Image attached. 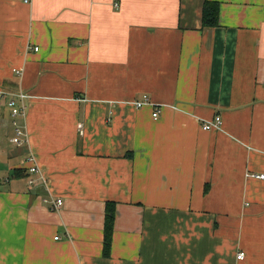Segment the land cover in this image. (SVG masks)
<instances>
[{"label":"crops","instance_id":"crops-1","mask_svg":"<svg viewBox=\"0 0 264 264\" xmlns=\"http://www.w3.org/2000/svg\"><path fill=\"white\" fill-rule=\"evenodd\" d=\"M205 1L0 0V264H264V0Z\"/></svg>","mask_w":264,"mask_h":264},{"label":"built area","instance_id":"built-area-1","mask_svg":"<svg viewBox=\"0 0 264 264\" xmlns=\"http://www.w3.org/2000/svg\"><path fill=\"white\" fill-rule=\"evenodd\" d=\"M27 2V0H26ZM36 51H38V48H35ZM20 71H17L16 74H20ZM5 97V92L0 91V107L2 106L3 100ZM28 96L21 93L18 95V99H21L22 101L20 103H17V99H10L8 100L6 103V106L8 107V109L11 111V115L13 117V126H14V135L13 138L11 139V143L14 144L17 147H22L23 145H25L26 143L28 144L29 142V138H28V132H27V128H26V124L23 122H20L19 120H24L26 121V110L27 107L24 104V99H26ZM146 104H152L155 105L154 103H151L148 96H146L144 98L143 101L140 102H136V107L138 108H142L144 107ZM160 116V110L155 109L154 113H153V117L154 118H158ZM222 125V118L220 116H216L214 118V120L212 121H208V122H204L202 124V129L210 131L213 129H220ZM80 129L82 132V126L80 125ZM27 162L31 164V166L28 168V171L30 174H35V173H39L40 169L37 166L36 162H35V158L34 156H30L27 159ZM254 177L258 178V179H262L264 180V174L262 175H254ZM40 182L42 183H46V181L44 180L43 176H40ZM36 180L34 178L29 180V185L33 186L35 185ZM63 205V200L62 199H57V200H53V206L55 208H60ZM244 258V253H240L238 255V259H243Z\"/></svg>","mask_w":264,"mask_h":264},{"label":"trees","instance_id":"trees-1","mask_svg":"<svg viewBox=\"0 0 264 264\" xmlns=\"http://www.w3.org/2000/svg\"><path fill=\"white\" fill-rule=\"evenodd\" d=\"M220 24V3L218 1L206 0L202 11V27L216 28ZM27 170L15 169L12 177L21 178ZM116 221V205L107 202L105 214V229L103 242V255L108 257L112 247V238Z\"/></svg>","mask_w":264,"mask_h":264}]
</instances>
